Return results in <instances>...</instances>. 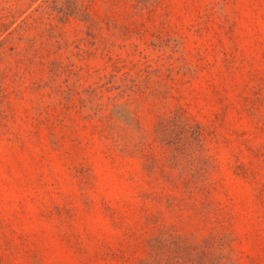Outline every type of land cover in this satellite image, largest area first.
<instances>
[{"label":"rangeland","instance_id":"obj_1","mask_svg":"<svg viewBox=\"0 0 264 264\" xmlns=\"http://www.w3.org/2000/svg\"><path fill=\"white\" fill-rule=\"evenodd\" d=\"M0 264H264V0H0Z\"/></svg>","mask_w":264,"mask_h":264}]
</instances>
